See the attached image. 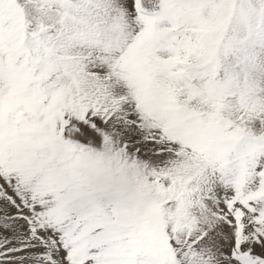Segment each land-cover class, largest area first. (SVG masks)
Returning a JSON list of instances; mask_svg holds the SVG:
<instances>
[{
    "label": "snow or ice",
    "instance_id": "1",
    "mask_svg": "<svg viewBox=\"0 0 264 264\" xmlns=\"http://www.w3.org/2000/svg\"><path fill=\"white\" fill-rule=\"evenodd\" d=\"M0 264H264V0H0Z\"/></svg>",
    "mask_w": 264,
    "mask_h": 264
}]
</instances>
